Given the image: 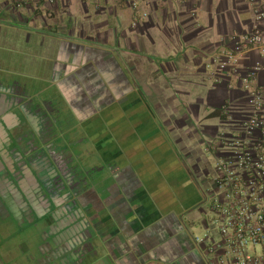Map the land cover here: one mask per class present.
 Listing matches in <instances>:
<instances>
[{
  "label": "crops",
  "instance_id": "0c3cea01",
  "mask_svg": "<svg viewBox=\"0 0 264 264\" xmlns=\"http://www.w3.org/2000/svg\"><path fill=\"white\" fill-rule=\"evenodd\" d=\"M134 1L0 5V137L33 219L29 264H206L205 141L260 57L239 75L215 60L252 15L244 0Z\"/></svg>",
  "mask_w": 264,
  "mask_h": 264
},
{
  "label": "built area",
  "instance_id": "2783aa9c",
  "mask_svg": "<svg viewBox=\"0 0 264 264\" xmlns=\"http://www.w3.org/2000/svg\"><path fill=\"white\" fill-rule=\"evenodd\" d=\"M60 1L0 0V5L29 16ZM121 1L136 9L134 0ZM244 1L253 26L218 53L216 72L239 75L243 58L254 53L260 59L238 78L240 98L219 108L223 127L205 141L211 160L210 227L197 242L204 246L206 264H264V91L256 84L264 69V0Z\"/></svg>",
  "mask_w": 264,
  "mask_h": 264
},
{
  "label": "flooded vegetation",
  "instance_id": "af4514ba",
  "mask_svg": "<svg viewBox=\"0 0 264 264\" xmlns=\"http://www.w3.org/2000/svg\"><path fill=\"white\" fill-rule=\"evenodd\" d=\"M2 136L0 137V158L2 157L4 164L0 162V221L2 220L6 224H14L18 230L14 234L11 233L15 236H9L8 233L7 236L0 235V264L1 259L10 261L15 249L20 251L21 257L25 260L24 262L29 264L32 253L30 238L27 237V233L33 228V219L30 213L26 214L27 211L21 213L22 209H19V205H17L18 196H15L13 192L15 168L11 157H9V150L12 145ZM13 262L18 263V261ZM18 264L22 263L19 262Z\"/></svg>",
  "mask_w": 264,
  "mask_h": 264
},
{
  "label": "rangeland",
  "instance_id": "374dc122",
  "mask_svg": "<svg viewBox=\"0 0 264 264\" xmlns=\"http://www.w3.org/2000/svg\"><path fill=\"white\" fill-rule=\"evenodd\" d=\"M17 230H18V228L14 224H11V223L6 224V223H3L2 220L0 221V235L1 236H3V235L7 236V233L9 236L10 235L15 236L12 234L16 233ZM0 239H1V237H0ZM13 261H18V263L20 262L22 264H26V262H24L25 260L21 257L20 251L18 249H15V251L12 255V259L10 261H4L1 259V264H15Z\"/></svg>",
  "mask_w": 264,
  "mask_h": 264
},
{
  "label": "trees",
  "instance_id": "16d2710c",
  "mask_svg": "<svg viewBox=\"0 0 264 264\" xmlns=\"http://www.w3.org/2000/svg\"><path fill=\"white\" fill-rule=\"evenodd\" d=\"M219 115H220L219 109L214 110L213 116H217L218 117ZM220 117H221V119H225L224 116H220Z\"/></svg>",
  "mask_w": 264,
  "mask_h": 264
},
{
  "label": "water",
  "instance_id": "95a60500",
  "mask_svg": "<svg viewBox=\"0 0 264 264\" xmlns=\"http://www.w3.org/2000/svg\"><path fill=\"white\" fill-rule=\"evenodd\" d=\"M38 226H40V225H38Z\"/></svg>",
  "mask_w": 264,
  "mask_h": 264
}]
</instances>
